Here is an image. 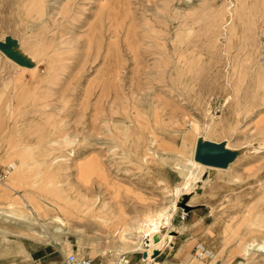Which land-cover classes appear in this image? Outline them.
<instances>
[{
	"label": "rangeland",
	"instance_id": "374dc122",
	"mask_svg": "<svg viewBox=\"0 0 264 264\" xmlns=\"http://www.w3.org/2000/svg\"><path fill=\"white\" fill-rule=\"evenodd\" d=\"M0 44L20 49L30 62L0 49V169L14 168L0 180V209L12 214L0 218V264H13L6 247L17 241L32 259L15 264H64L72 250L102 263L116 260L121 247L112 225L89 216L68 219L71 230H81L80 241L72 233L55 243L10 234L4 240L3 232L22 231L10 201L22 196L31 207L41 205L47 191L70 184L81 203L97 197L131 219L175 199L180 164L191 156L201 161L199 147L212 142L230 164L203 170L192 193L181 196L185 218L179 208L172 227H161L172 244L148 260L139 250L117 260L188 264L199 260L194 245L201 243L217 264H264L263 251L249 263L238 253L264 240V0H0ZM177 44L192 71L187 87L173 90ZM136 116L145 140L149 132L156 136L159 153H122L133 149L136 133L124 137L121 124ZM55 158L58 177L49 175ZM15 170L13 191L4 184Z\"/></svg>",
	"mask_w": 264,
	"mask_h": 264
},
{
	"label": "bare ground",
	"instance_id": "6f19581e",
	"mask_svg": "<svg viewBox=\"0 0 264 264\" xmlns=\"http://www.w3.org/2000/svg\"><path fill=\"white\" fill-rule=\"evenodd\" d=\"M178 26L179 30L183 31L184 26H186V21L181 22ZM185 29L186 32H189L192 28L187 27ZM59 38L62 37L60 36ZM62 43H66V41L62 40L61 44ZM180 49L181 47L179 46V44H177V46L174 48V57L172 56L173 58L171 60L173 64L171 67V77L173 80L171 82L172 85L175 86H172L174 88L173 90H178L180 86H186V83L188 84L189 79V74L187 75V73L192 71V68L189 65H187L185 62H181L180 59L184 58V55H187L184 53L182 54V52L179 51ZM12 53L16 54V56L20 55L23 59L25 58L27 63H29L30 65L29 60H27L26 56H24L23 54L24 52L20 51V49H16V51ZM182 64L184 65L181 67ZM121 127L123 130L124 137L136 133L133 149H129L128 151L123 150L122 153H159L154 148L156 136L152 132H149L150 136L148 137V139H146L147 142L145 143V137L144 135H142L140 130H146V126L138 119V116H136V119L132 122L130 120L122 122ZM208 130L209 128L207 129L206 134H208ZM193 131L195 130L193 129ZM196 136L201 137V132L199 131ZM212 143L220 144L216 142ZM224 146L225 149L230 150L231 146L228 144V142H226ZM262 148L263 147H259L256 149L261 150ZM109 150L111 149L109 148ZM138 156L140 155H137V157ZM60 160L61 159L58 158L51 160L48 165L50 167L49 175H54V177L59 176L58 168L52 166V163L60 162ZM229 164L230 163H228V165ZM228 165L226 167L209 166L202 163L200 160H196L192 156L189 158H184L183 162L180 164V167L183 170V183H181L179 186H175V188L171 192V194H174L176 196L175 199L170 200L169 204L164 205L163 207H160L158 209H151L146 207V210H143L141 213L137 212V214L131 219L127 218L124 213H120L119 215L112 213L111 206L106 202H100L97 197L93 200H90L89 203H81L75 198L76 195H79L77 194V190L73 189L70 184L62 186L61 183H59L55 187V189L46 192L49 196L48 198L45 197L46 200H44V202H39L41 203V205H35L31 207L32 201L28 198H23L22 196L21 201L16 199H12L10 201V205H13V210L18 211V214H15L14 216L16 222L15 225H17L22 231L19 234H15L8 231L3 232L4 240L11 241V238L7 237V235L10 234L27 240H38L46 238L49 239L50 242L55 243V241L59 240L60 237L65 238L68 234L72 233L75 234L78 238V241H80L82 238L81 230L79 228L71 230L70 225L68 223V219H81L80 217L89 216L90 218H93L95 221H97V223L106 228L110 224L112 225L111 235L118 241L121 247V251L119 250L114 253V255L117 256L116 260H109V264H119L120 262H118L117 259H119L118 257L121 256L122 253H127L128 255H130L136 252L137 250L143 253L144 260H148L153 257L155 253H157L158 249L161 246L166 244H172V236L169 235V232L161 233V227H172L171 220L174 214L179 208L183 209V202L181 196L188 193H192V191L194 190L195 183L198 182L197 180H199L200 178L199 174L205 169H209L210 171L227 169ZM18 170L22 169L20 168ZM18 170H15L11 174V176L8 177L7 183L4 184L5 187H7L9 190L16 191V182L20 179ZM101 173L104 175L103 170H101ZM72 194H74V196H72ZM185 205L191 206L189 202H187ZM8 215L12 214H9L6 209H0V218L5 219L6 217H8ZM42 216H50V218H48V221L46 223H41L39 220ZM255 216L259 215L255 213ZM166 218H168V220ZM259 218L261 219L262 217ZM256 225H258V223H256ZM0 233L2 232L0 231ZM142 237L147 238L145 242L141 241ZM17 242L18 248H15L13 251L17 252L19 250L21 257L29 259L31 257V254H28L26 251H24L21 241ZM194 246L197 247V252L194 255L200 261L198 260L197 262H195V260L193 259L189 260L188 264H217L218 258L216 257L215 253H213L205 245L197 243V245L195 244ZM241 248L242 249L238 253L241 255V258L243 257L246 262L249 263L250 257L253 255V253H261L262 251L264 252V240H261L258 243L243 244ZM6 250L8 251V253L12 252L10 247H6ZM15 252H12V254ZM71 252L72 254L79 255L78 251L72 250ZM93 254L94 252L92 253V255ZM101 254L104 255L105 252L102 251Z\"/></svg>",
	"mask_w": 264,
	"mask_h": 264
},
{
	"label": "water",
	"instance_id": "95a60500",
	"mask_svg": "<svg viewBox=\"0 0 264 264\" xmlns=\"http://www.w3.org/2000/svg\"><path fill=\"white\" fill-rule=\"evenodd\" d=\"M0 49L5 51V54L9 57H13L11 48L8 45L0 44ZM19 64H23L21 60H17ZM199 158H201L202 163L209 166H219L226 167L231 160L230 156L222 150V148L215 143L204 144L199 147ZM186 211V206H184Z\"/></svg>",
	"mask_w": 264,
	"mask_h": 264
},
{
	"label": "built area",
	"instance_id": "2783aa9c",
	"mask_svg": "<svg viewBox=\"0 0 264 264\" xmlns=\"http://www.w3.org/2000/svg\"><path fill=\"white\" fill-rule=\"evenodd\" d=\"M13 166L11 164L4 166L0 169V180L6 178V176L11 172ZM185 215H182V218H185ZM195 253L197 252V247L194 246ZM64 264H109L102 263L94 258L87 256H79L75 254H68L64 259Z\"/></svg>",
	"mask_w": 264,
	"mask_h": 264
},
{
	"label": "crops",
	"instance_id": "0c3cea01",
	"mask_svg": "<svg viewBox=\"0 0 264 264\" xmlns=\"http://www.w3.org/2000/svg\"><path fill=\"white\" fill-rule=\"evenodd\" d=\"M184 214H186V213L184 212ZM183 226L186 227L185 225H183ZM22 246H23L24 251H26L28 254H31V252L26 249L23 241H22ZM15 248H18V246L11 248L12 252H15V251H13ZM12 252L5 255L7 261L9 260L8 261L9 263L15 264V262H17V260H19V259H22V260L27 259V258L21 257L19 250L13 254H12ZM29 259H32V255Z\"/></svg>",
	"mask_w": 264,
	"mask_h": 264
}]
</instances>
